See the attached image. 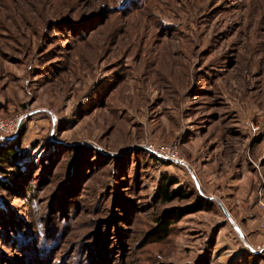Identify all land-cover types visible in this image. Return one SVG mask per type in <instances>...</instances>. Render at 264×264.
I'll return each mask as SVG.
<instances>
[{
    "label": "rangeland",
    "instance_id": "rangeland-1",
    "mask_svg": "<svg viewBox=\"0 0 264 264\" xmlns=\"http://www.w3.org/2000/svg\"><path fill=\"white\" fill-rule=\"evenodd\" d=\"M0 122V264H264V0H0Z\"/></svg>",
    "mask_w": 264,
    "mask_h": 264
},
{
    "label": "trees",
    "instance_id": "trees-1",
    "mask_svg": "<svg viewBox=\"0 0 264 264\" xmlns=\"http://www.w3.org/2000/svg\"><path fill=\"white\" fill-rule=\"evenodd\" d=\"M15 140L16 139L0 144V191L4 193L11 192L12 189H14L13 183L23 179L24 171L26 173V169L29 170L31 168L29 165L32 159L28 156L31 150L22 152L23 146L21 140ZM149 157L152 161H158L155 155H149ZM81 158V154L76 157L73 164V172H76L78 166H80ZM11 170L12 172H10ZM159 187V199L164 204L170 203L176 199L182 201L194 199L192 204L182 208H173L164 219H157V229L163 233V237L169 236L174 223L180 221L184 216L200 211L209 212L212 210V204L207 199L201 198L190 189L186 190L178 177L165 174L161 179ZM63 192H66V190ZM34 201V199L31 200V203ZM1 221L3 220L0 217V222Z\"/></svg>",
    "mask_w": 264,
    "mask_h": 264
},
{
    "label": "built area",
    "instance_id": "built-area-1",
    "mask_svg": "<svg viewBox=\"0 0 264 264\" xmlns=\"http://www.w3.org/2000/svg\"><path fill=\"white\" fill-rule=\"evenodd\" d=\"M0 125H1V122H0ZM6 128L4 126H0V130L4 132ZM149 151L153 154H155L156 156H158L159 158L161 159H164V160H168L169 158L167 157L170 153V148L167 147V146H160L159 148L158 147H151L149 148ZM173 160V159H172ZM179 160H175V162H178ZM261 229L264 230V220L263 222L261 223ZM260 250L264 251V247L261 248Z\"/></svg>",
    "mask_w": 264,
    "mask_h": 264
}]
</instances>
